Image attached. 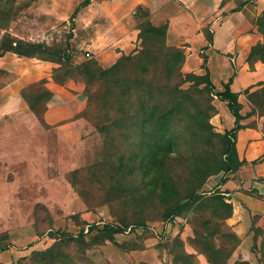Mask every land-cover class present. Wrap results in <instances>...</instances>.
Listing matches in <instances>:
<instances>
[{
	"label": "rangeland",
	"instance_id": "rangeland-1",
	"mask_svg": "<svg viewBox=\"0 0 264 264\" xmlns=\"http://www.w3.org/2000/svg\"><path fill=\"white\" fill-rule=\"evenodd\" d=\"M83 1L0 0V60L80 82L87 100L84 123L60 131L44 119L40 79L23 88L24 108L0 117V263L264 264V211L221 186L222 105L188 48L165 38L167 12L136 6L137 47L104 66L74 42ZM256 26L252 47H264ZM31 41L35 55L14 48ZM14 74L0 66V85ZM244 92L245 117H262L264 80ZM192 193L204 194L176 213ZM107 223L120 226L113 238L88 231Z\"/></svg>",
	"mask_w": 264,
	"mask_h": 264
},
{
	"label": "crops",
	"instance_id": "crops-1",
	"mask_svg": "<svg viewBox=\"0 0 264 264\" xmlns=\"http://www.w3.org/2000/svg\"><path fill=\"white\" fill-rule=\"evenodd\" d=\"M139 5L148 6L154 15L167 12V41L188 48L191 63L198 71H209L215 92L231 80V90L238 92L243 102L244 90L264 80V61L251 63L248 59L251 47L262 38L255 21L264 10V0H93L79 13L76 47L88 49L104 66L131 52L140 40V27L133 14ZM6 58L0 60V66L15 74L0 85V117L24 108L23 88L44 79L52 92L44 119L60 131L84 123L79 114L87 100L80 82L57 83L40 64L9 62ZM217 99L222 105L223 130L232 129L236 117L227 100L220 96ZM241 123L236 131V147L243 162L221 186L234 203L243 202L254 211H264V115L243 117Z\"/></svg>",
	"mask_w": 264,
	"mask_h": 264
},
{
	"label": "trees",
	"instance_id": "trees-1",
	"mask_svg": "<svg viewBox=\"0 0 264 264\" xmlns=\"http://www.w3.org/2000/svg\"><path fill=\"white\" fill-rule=\"evenodd\" d=\"M91 0H84L83 4L87 5L90 3ZM78 9V7L76 8V10ZM255 24H259V26L262 27V29L264 30V10L260 13V15L257 17ZM139 25V24H138ZM139 29H140V33H141V26L139 25ZM167 29H168V25L166 26V32H165V38L167 39ZM140 37V35H139ZM210 39H211V34L209 35ZM17 46H14V48L17 50V52H22V53H27L30 55H35V53L38 50V46L39 43L38 42H17ZM167 48V47H166ZM168 50L173 49V47H168ZM123 53L121 56L124 57ZM262 55V58L264 57V47H259V46H254L252 47V50L249 54V61L251 63L257 61V59L255 60H251V56L252 55ZM264 59V58H263ZM94 61L97 62V59L95 58ZM197 77L201 78V82H205L207 87L210 88L211 90L213 89V85H212V81L210 79V74L209 71H206L205 73H201V74H196ZM44 80V79H43ZM45 81V80H44ZM231 81V80H230ZM230 81L225 83V88L223 90H218L216 92L217 96H220L222 99L227 100V104L231 110V112L233 113V115H235L236 117V124L232 129L229 130H225L224 131V135L223 137H225L224 140V149H223V153L226 155V157L223 161L222 164V168H226L227 170L233 172L239 169V167L242 164V160H240L238 158V153H237V147H236V131L238 129H240V127L243 125L241 123V119L243 117H245L244 114L241 113V102L239 101V93L238 92H234L231 90L230 88ZM64 84V83H62ZM247 89V88H246ZM52 96V92L50 90V95L48 96L47 99V103L49 101V99ZM233 137H235V140H233ZM204 193H192L187 200H185L182 203H179L175 209L176 213H182L185 209L190 208L193 204H195L196 202L198 203V201H200V199L203 197ZM172 209H170V211H172ZM113 224H104L102 226H97L96 224H89L88 226V231L93 232L94 230H97V233H103V232H107V236L104 235L102 236L101 240H103L106 237L109 238H113V233L118 232L119 231V227L120 226H116L113 228ZM87 231V232H88ZM53 249V246L49 247L47 249V251H51ZM45 251V252H47ZM1 264V263H0Z\"/></svg>",
	"mask_w": 264,
	"mask_h": 264
},
{
	"label": "built area",
	"instance_id": "built-area-1",
	"mask_svg": "<svg viewBox=\"0 0 264 264\" xmlns=\"http://www.w3.org/2000/svg\"><path fill=\"white\" fill-rule=\"evenodd\" d=\"M86 52H87V55H90V52H88V51H86ZM179 219H181L180 216H175V218H174V220H179Z\"/></svg>",
	"mask_w": 264,
	"mask_h": 264
}]
</instances>
